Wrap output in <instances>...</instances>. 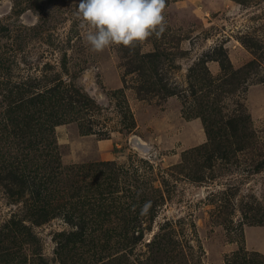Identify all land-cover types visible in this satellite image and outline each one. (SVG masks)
<instances>
[{
  "label": "rangeland",
  "instance_id": "rangeland-1",
  "mask_svg": "<svg viewBox=\"0 0 264 264\" xmlns=\"http://www.w3.org/2000/svg\"><path fill=\"white\" fill-rule=\"evenodd\" d=\"M79 2L0 0V120L15 85H74L99 108L85 118L92 132L77 121L55 127L65 199L47 220L32 221L0 183V264H228L241 249L264 256V0H166L159 38L102 52L87 42L93 29L76 16ZM155 53V66L144 64ZM221 57L245 82L235 92L213 88L218 105L249 118L248 142L226 153L189 90L190 68L203 60L219 78Z\"/></svg>",
  "mask_w": 264,
  "mask_h": 264
},
{
  "label": "trees",
  "instance_id": "trees-1",
  "mask_svg": "<svg viewBox=\"0 0 264 264\" xmlns=\"http://www.w3.org/2000/svg\"><path fill=\"white\" fill-rule=\"evenodd\" d=\"M158 55H145L144 64L155 66L152 60ZM218 60L223 71L219 78L209 75L203 60L190 68L189 90L194 103L205 107L202 116L210 139L218 144L217 152L226 153L231 151L229 148L233 144H239L237 150H240L244 142H248L249 118L240 109L237 115H227L219 107L220 95L212 89L222 85L228 87V92H235L236 86L239 87L245 79L235 82L242 69L233 70L223 57ZM15 88L4 95L7 109L0 120V183L10 196L26 202L32 221L43 222L65 199L64 192L58 187L61 173L55 127L68 121H77L84 132H92L93 129L85 127V118L99 108L74 85L56 84L35 92L23 86L15 85ZM166 94L171 96L177 92L168 87ZM122 114L126 128H134L131 111L127 109ZM262 216L261 221L264 222ZM228 264H264V256L249 254L241 249Z\"/></svg>",
  "mask_w": 264,
  "mask_h": 264
},
{
  "label": "clouds",
  "instance_id": "clouds-1",
  "mask_svg": "<svg viewBox=\"0 0 264 264\" xmlns=\"http://www.w3.org/2000/svg\"><path fill=\"white\" fill-rule=\"evenodd\" d=\"M166 0H80L76 16L90 26L87 42L95 52L112 45L134 46L166 31ZM151 201L142 206L146 215ZM135 210V209H133Z\"/></svg>",
  "mask_w": 264,
  "mask_h": 264
}]
</instances>
